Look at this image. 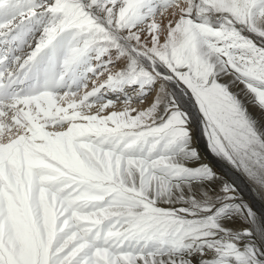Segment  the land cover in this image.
Wrapping results in <instances>:
<instances>
[{"label":"snow or ice","instance_id":"obj_1","mask_svg":"<svg viewBox=\"0 0 264 264\" xmlns=\"http://www.w3.org/2000/svg\"><path fill=\"white\" fill-rule=\"evenodd\" d=\"M0 264H264V0H0Z\"/></svg>","mask_w":264,"mask_h":264},{"label":"bare ground","instance_id":"obj_2","mask_svg":"<svg viewBox=\"0 0 264 264\" xmlns=\"http://www.w3.org/2000/svg\"><path fill=\"white\" fill-rule=\"evenodd\" d=\"M201 135L198 133V147H199V150L201 151V153L205 156V157H208V158H211L212 160H216V158L215 157H212L211 156V153L208 151V149H207V147H206V145L205 146H203L202 145V139H201V137H200ZM221 162V161H220ZM219 161H217V164H218V171H227L229 168L228 167H226V166H223L222 165V162L220 163ZM239 174V173H238ZM240 175V174H239ZM239 175H237L236 173H235V176H238L239 177V179H238V184H239V187H240V189H242V194L246 197V199L247 200H249L251 203H252V206L253 207H255L254 209H258V210H260L261 209V203L260 202H258L257 200H256V198L254 197V196H252V193H251V191L249 190V187H248V184L246 183V181L244 180V178L241 176H239Z\"/></svg>","mask_w":264,"mask_h":264},{"label":"rangeland","instance_id":"obj_3","mask_svg":"<svg viewBox=\"0 0 264 264\" xmlns=\"http://www.w3.org/2000/svg\"><path fill=\"white\" fill-rule=\"evenodd\" d=\"M202 136V135H201ZM200 136V137H201ZM201 139H202V145L203 146H205L206 145V147H207V143H206V139L202 136L201 137ZM220 162V161H219ZM222 162V161H221ZM220 162V163H221ZM222 165L223 166H226V167H228L229 168V166H227L224 162H222ZM237 175H239L238 173H236ZM240 176V175H239ZM241 177V176H240ZM244 178V177H243ZM245 180V179H244ZM246 181V180H245ZM246 183L248 184V182L246 181ZM241 187V186H240ZM248 187H249V190L251 191V193H252V196H254L255 197V193H254V191L252 190V186L251 185H249L248 184ZM242 188V187H241ZM243 189V188H242ZM241 194H242V192H241ZM243 195V194H242ZM244 196V195H243ZM244 198L246 199V197L244 196ZM256 198V200L258 201V202H260L261 203V201L259 200V198L258 197H255ZM247 200V199H246ZM255 208V207H254ZM255 210H257V211H259L258 209H255Z\"/></svg>","mask_w":264,"mask_h":264}]
</instances>
